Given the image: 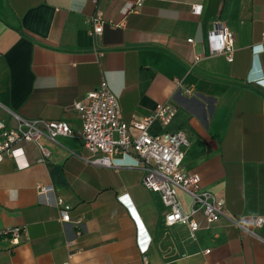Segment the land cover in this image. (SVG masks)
I'll return each instance as SVG.
<instances>
[{"label":"crops","instance_id":"obj_1","mask_svg":"<svg viewBox=\"0 0 264 264\" xmlns=\"http://www.w3.org/2000/svg\"><path fill=\"white\" fill-rule=\"evenodd\" d=\"M137 1L0 0V118L14 125L11 111L63 119L73 130L38 140L49 152L44 161L35 142L23 143L16 161L2 156L0 232H25L15 243L12 233L0 235V264H145L143 256L148 264H264V224H254L264 217V52L250 48L264 32V0H141L122 13ZM98 11L105 23L94 34L89 20ZM216 21L234 33L231 62L209 53ZM102 81L126 122L159 103L175 107L168 124L153 129L185 131L183 167L224 198V216L207 226L197 215L194 232L167 225L160 195L142 185L133 156L111 167L82 159L88 151L73 104ZM128 131L139 133L132 124ZM178 197L188 211V196ZM58 198L71 206L69 222L59 219Z\"/></svg>","mask_w":264,"mask_h":264},{"label":"built area","instance_id":"obj_2","mask_svg":"<svg viewBox=\"0 0 264 264\" xmlns=\"http://www.w3.org/2000/svg\"><path fill=\"white\" fill-rule=\"evenodd\" d=\"M141 2L138 0L135 3H127L122 13L126 14L140 6ZM191 9L193 13L200 14L202 5L193 4ZM89 21L92 32L101 33L105 23L101 12H96ZM110 25L118 26L112 21ZM187 41L193 40L189 38ZM207 41L210 54H223L227 61L233 60L235 36L227 26L216 21L207 34ZM250 48L254 54L264 52V32L261 34V42ZM175 83L180 91V82L176 80ZM185 91L189 95L194 93L192 88H187ZM73 107L79 113L81 120L78 136L82 140L83 147L88 151V155L82 159L94 166L111 167L121 156H133L134 166L142 172V185L148 190L157 191L160 195L165 207V224H183L194 232L199 228L197 215L203 217L207 226L224 216V198L217 197L204 189L199 174L187 172L183 167L184 152L189 145L185 131L182 129L168 131L163 130L162 127L153 129L155 122H159L160 126L168 124L175 114L174 106L159 103L156 104L152 114L139 121L126 122L121 119L118 96L105 81H102L96 88L86 93L84 100L75 101ZM7 113L14 119L15 124L10 125L0 118V160L4 154H7L16 161L19 156L24 155L22 144L35 142L41 151L38 161H44L49 152L39 144L38 140L41 137L45 136L56 141L60 136L73 133L69 123L63 119H24L14 112L7 111ZM130 124L139 130L135 137L129 134ZM16 164L20 167L18 163ZM37 189L39 193L51 192L49 186L38 185ZM178 191L188 196V211L184 210ZM57 204L61 207L59 219L62 222H69L71 206L64 203L61 198L57 199ZM232 224L255 235L251 228L239 222L232 221ZM254 224L256 227H261L264 224V217H257ZM24 232V228L16 227L0 232V235L12 233V242L15 243L18 236ZM143 259L144 263L148 264L145 256Z\"/></svg>","mask_w":264,"mask_h":264}]
</instances>
